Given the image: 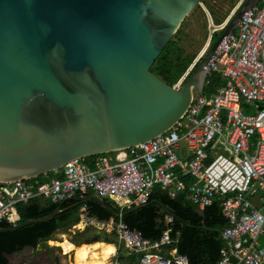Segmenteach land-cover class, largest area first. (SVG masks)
Returning <instances> with one entry per match:
<instances>
[{"label": "water", "instance_id": "obj_1", "mask_svg": "<svg viewBox=\"0 0 264 264\" xmlns=\"http://www.w3.org/2000/svg\"><path fill=\"white\" fill-rule=\"evenodd\" d=\"M199 1L0 0V182L37 178L168 131L203 92L244 12L260 2L244 0L191 74L171 87L150 67ZM90 200L111 210L94 193L0 233Z\"/></svg>", "mask_w": 264, "mask_h": 264}, {"label": "built area", "instance_id": "obj_2", "mask_svg": "<svg viewBox=\"0 0 264 264\" xmlns=\"http://www.w3.org/2000/svg\"><path fill=\"white\" fill-rule=\"evenodd\" d=\"M214 74L223 83L206 95ZM253 107L254 113L245 111ZM113 153L99 156L93 166L85 158L72 160L46 181L0 182V223L15 224L16 205L35 198L57 203L91 191L130 208L145 205L159 187L170 198L183 194L201 209L220 204L228 225L221 231L224 245L215 264H264V0L244 12L185 114L165 133ZM171 221L167 217L165 224ZM80 223L82 229L115 234L139 256L137 264H190L185 255L160 252L172 244L169 229L153 240L121 221L97 222L85 208L76 231L82 230Z\"/></svg>", "mask_w": 264, "mask_h": 264}, {"label": "trees", "instance_id": "obj_3", "mask_svg": "<svg viewBox=\"0 0 264 264\" xmlns=\"http://www.w3.org/2000/svg\"><path fill=\"white\" fill-rule=\"evenodd\" d=\"M243 2L244 0L240 5ZM199 3H204V0H200ZM208 13L213 26L221 25L229 16L228 13L217 11L213 7H208ZM184 23L185 20L150 67V71L153 74L171 87H175L178 84L180 86L199 62L197 52H188L181 45ZM224 28L220 31H213L209 35V47L219 37ZM222 83L220 75L214 74L210 85L205 87L204 94L213 93ZM99 156L101 155L87 157L85 160L93 166ZM58 173L59 170L39 176L37 179L46 181L54 176H59ZM188 180V178H185L187 183L189 182ZM92 193L91 191L87 192L84 196H89ZM79 197L80 195L76 194L70 200L57 203L35 198L27 204H18L16 209L19 219L15 224L22 223L28 219L45 217L60 205L61 208H66L75 204ZM103 200L111 210H107L98 202L90 200L80 205H75L46 223L31 224L14 232L0 233V264H8L10 255L19 254L25 249L35 250L40 242L52 239L56 233L70 229L78 223L82 207H85L89 217H95L100 221H108L113 213L119 212V207L109 198H104ZM123 213L125 214L121 218L122 221L127 224L129 229L140 232L143 237L154 240L164 230L169 229L172 239L171 247L176 248V254L187 256L190 264H215L220 257L221 247L224 245L220 235L222 229L228 223L223 218L221 207L217 201H213L210 206L200 210L195 205L185 201L183 194H179L176 198H170L159 187H155L145 205L135 210L132 207L124 210ZM167 217L172 218L171 223L168 225L165 224ZM12 225L7 222H1L0 228H8ZM263 240L264 234L261 237V241ZM96 241L117 244L114 235L109 238H101L97 235ZM71 242L73 244L76 243L75 240ZM117 257L120 261H125L128 264H137L139 259L138 255L123 253L119 250Z\"/></svg>", "mask_w": 264, "mask_h": 264}, {"label": "rangeland", "instance_id": "obj_4", "mask_svg": "<svg viewBox=\"0 0 264 264\" xmlns=\"http://www.w3.org/2000/svg\"><path fill=\"white\" fill-rule=\"evenodd\" d=\"M242 1L243 0H204V3H199L198 6L196 5L192 12L185 18L181 34V45L187 49L188 52H197L198 57L202 56L209 49V35L213 31L221 30L218 26H213L208 13V7H213L217 11L231 15ZM245 111L249 114L254 113L255 107ZM78 226L80 229L83 228L81 223ZM74 230L75 229L71 227L65 232L56 233L52 239L40 242L35 250L25 249L19 254H14L9 257L10 264H73L74 252L68 254L64 253L62 248L56 244L57 242L59 243L63 239H67L68 241L75 240L76 243L74 245L78 247L79 243H82L81 245H91V243L89 244L84 241L89 239L92 235H98L101 238L104 237L102 232L93 227H88L86 236L81 235L79 232H74ZM83 230H85V228ZM261 242L262 241H260V243ZM116 249L120 252L125 251L123 245L120 243H118Z\"/></svg>", "mask_w": 264, "mask_h": 264}, {"label": "bare ground", "instance_id": "obj_5", "mask_svg": "<svg viewBox=\"0 0 264 264\" xmlns=\"http://www.w3.org/2000/svg\"><path fill=\"white\" fill-rule=\"evenodd\" d=\"M56 244L66 254L74 252L73 264H110L108 263V259L115 251L113 245L103 242L91 243V245L83 244L77 247L67 239H63Z\"/></svg>", "mask_w": 264, "mask_h": 264}, {"label": "crops", "instance_id": "obj_6", "mask_svg": "<svg viewBox=\"0 0 264 264\" xmlns=\"http://www.w3.org/2000/svg\"><path fill=\"white\" fill-rule=\"evenodd\" d=\"M261 1V0H260ZM259 4H260V2H259ZM258 4V5H259ZM115 155V153H112V154H110V155H108L109 157H111V156H114ZM96 161V160H95ZM55 177V176H54ZM189 182H191V180L189 179L188 180ZM188 182V183H189ZM92 194H94V192L92 193ZM91 194V195H92ZM90 196V195H89ZM87 202V201H86ZM85 203V202H84ZM190 203V202H189ZM82 204V203H81ZM115 204L119 207V212L118 213H113V214H117L118 215V217H114V215H112V217L108 220V221H100V220H98L97 218H95V217H90V218H92L93 220H95V221H97V222H102V223H115V222H123L122 221V216L125 214V213H123L124 212V210H128V209H130V208H132V207H134V210L135 209H138V208H136V207H138V206H132V207H130V208H127V207H121L119 204H117L116 202H115ZM192 204V203H191ZM220 205V204H219ZM196 206V205H195ZM142 207V206H141ZM197 207V206H196ZM82 208H85V207H82ZM81 208V209H82ZM199 208V207H198ZM81 209H80V212H81ZM111 209V208H110ZM200 210H202L201 208H199ZM221 214H222V211H221ZM81 215V214H80ZM80 215H79V221H80ZM78 221V222H79ZM124 223V222H123ZM77 224V223H76ZM75 224V225H76ZM126 224V223H125ZM127 225V224H126ZM74 226V225H73ZM72 226V227H73ZM89 227H93V226H89ZM93 228H95V227H93ZM87 229H88V227H86L85 228V230H80V231H76V230H74V232H79L81 235H85L86 236V234H87ZM95 229H97V228H95ZM98 230V229H97ZM98 231H100V232H102L103 234H104V237H107V238H109L110 236H115V239H116V241L118 242V243H120L119 241H118V239H117V237H116V235L115 234H109V233H105L104 231H102V230H98ZM96 237L97 238V235H92V236H90V238H92V237ZM159 237H160V235H159ZM158 237V238H159ZM89 238V239H90ZM157 238V239H158ZM97 240V239H96ZM260 241H261V239H260ZM71 242V241H70ZM97 242V241H96ZM103 243H105V242H103ZM118 243L117 244H111V245H113V247L115 248V251L113 252V254H111V256H110V258L108 259V263H110V264H113L114 262H120V263H122V264H128V263H126L125 261H120L119 259H118V257H117V254H118V251H117V247H118ZM80 244V243H79ZM79 244H78V246H79ZM108 244V243H107ZM120 244H122V243H120ZM123 245V244H122ZM124 247V246H123ZM171 245L168 247V248H165V249H161V253L163 254V255H165V256H169V255H171V253H176V248L175 247H171ZM223 247V246H222ZM221 247V248H222ZM124 249H125V247H124ZM117 251V252H116ZM115 252H116V254H115ZM124 252H126V253H128V254H131V253H129L126 249H125V251ZM123 252V253H124Z\"/></svg>", "mask_w": 264, "mask_h": 264}, {"label": "flooded vegetation", "instance_id": "obj_7", "mask_svg": "<svg viewBox=\"0 0 264 264\" xmlns=\"http://www.w3.org/2000/svg\"><path fill=\"white\" fill-rule=\"evenodd\" d=\"M11 262L9 261L8 264H10ZM24 264H27V263H24Z\"/></svg>", "mask_w": 264, "mask_h": 264}]
</instances>
